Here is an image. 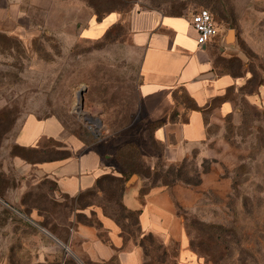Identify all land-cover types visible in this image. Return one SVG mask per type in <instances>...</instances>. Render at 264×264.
<instances>
[{
	"label": "rangeland",
	"instance_id": "rangeland-1",
	"mask_svg": "<svg viewBox=\"0 0 264 264\" xmlns=\"http://www.w3.org/2000/svg\"><path fill=\"white\" fill-rule=\"evenodd\" d=\"M31 5L19 0L11 26L0 27V264H55L57 244L65 243L72 227L68 219L87 206L102 208L125 238L142 244L147 252L142 264H264V0H40L39 7ZM199 8L212 13L222 35L233 31L242 53L241 62L225 66L215 50L218 72L245 71L248 79L237 92L228 91L237 116L210 123L201 146L173 163L146 122L137 92L141 51L130 43L128 17L147 10L190 16ZM109 12L120 14V25L101 38H85L91 20ZM20 145L45 149L44 157L96 150L113 176L119 175L117 153L134 152L146 177L132 174L124 188L136 175L139 202L151 188H169L187 256L178 254L177 241L165 244L157 235L139 233L136 216L118 205L114 181L103 180L101 189L75 198L64 196L50 179L24 170L34 164L22 156L41 155ZM90 221L97 224L94 217ZM40 248L51 255L49 261H37Z\"/></svg>",
	"mask_w": 264,
	"mask_h": 264
},
{
	"label": "crops",
	"instance_id": "crops-1",
	"mask_svg": "<svg viewBox=\"0 0 264 264\" xmlns=\"http://www.w3.org/2000/svg\"><path fill=\"white\" fill-rule=\"evenodd\" d=\"M2 2L0 17L10 18L7 22L1 21L0 27L7 29L16 16L19 0ZM39 2L31 0V6L39 7ZM189 18L188 15H165L155 10L133 13L128 17L130 43L141 51L137 92L146 122L163 123L153 130L152 137L163 145L165 158L173 163L183 160L201 146L208 137L210 123L237 116L239 109L235 107V100L228 96V91L237 92L248 79L245 71L239 75L218 72L215 50L220 55L218 63L223 58L241 60L242 53L236 39L231 44L226 43V35L218 29L211 42L198 46ZM120 21L121 16L116 12L106 14L101 20L95 16L83 32L85 38H101ZM180 92L187 94L195 109L186 108L180 102ZM258 92L253 94V101ZM245 97L251 98L250 93ZM46 128V124L43 125L41 134H45ZM26 168L24 170H32L53 181L58 192L70 198L95 190L97 179L111 172L103 165L96 150L73 154L62 160L35 163L32 169ZM138 180L134 187L124 190L122 204L129 211L139 210L137 220L142 236L147 233L157 235L165 244L177 241L178 254L184 258L188 253L187 238L171 191L167 186L151 188L139 202ZM76 214L84 215V220L88 221L77 222ZM93 217L97 220L96 225L90 221ZM68 221L72 227L65 243L57 244L60 255L55 264H70L71 261L75 264H105L112 259L118 264H142L143 248L125 238L117 222L102 208L87 206L75 210ZM37 254L40 263H45L46 258L49 261L51 256L45 255L41 248Z\"/></svg>",
	"mask_w": 264,
	"mask_h": 264
},
{
	"label": "trees",
	"instance_id": "trees-1",
	"mask_svg": "<svg viewBox=\"0 0 264 264\" xmlns=\"http://www.w3.org/2000/svg\"><path fill=\"white\" fill-rule=\"evenodd\" d=\"M109 13H111V12H109ZM109 13H107V14H109ZM212 14V13H211ZM106 15V14H105ZM105 15H103V16H105ZM103 16H101V17H98V16H96V19L97 20H101L102 19V17ZM175 16V15H174ZM212 17H213V15H212ZM213 19H214V17H213ZM215 20V19H214ZM215 22H216V20H215ZM217 23V22H216ZM120 25V22H118L117 24H115L114 26H112V27H110L109 28V30H107L106 32H105V34H104V36L105 35H107V32H109L110 31V29H112L113 27H115V26H119ZM232 61H235V62H241V60H239L238 58H234V57H232V58H229V59H220V63L223 65V64H225V66H227L228 64H230ZM232 75H239V73H231ZM261 84V83H260ZM179 100H180V102L186 107V108H190V109H195V105L193 104V101L187 96V94H185L184 92H180L179 94ZM151 124V137H152V132H153V130L155 129V128H157V127H159V126H162V122H155V123H150ZM152 139H153V137H152ZM153 141L154 142H157V141H155L154 139H153ZM18 149H20V150H24V151H28V152H30V154H35V155H37V154H39V155H41V156H39V157H37V158H28V157H26V156H22L21 158L22 159H24L27 163H30V164H35V163H39V162H46V161H54V160H62V159H65V158H68L69 156H71L69 153H60V155H57V156H53V157H44L43 156V154H45L46 153V151H45V149H43V150H37L36 148H25V147H18ZM115 161H116V163H117V167H118V169H117V173L119 174L118 176H113V175H108V174H105V175H103V176H101V177H99L98 179H97V181H96V187H95V189H101V182L103 181V180H109V181H114L115 183H116V187L119 189V197H120V201L118 202V205L120 206V208L122 209V210H126V211H128V214H131V215H134V216H136V219H137V216H138V214H139V210H136V211H129V210H127L126 208H125V206L122 204V202H121V198H122V195H123V193H124V183H125V181L127 180V178L130 176V175H132V174H136V175H138L139 177L141 176V175H143V176H145L146 177V175L143 173V171H141V167H142V164H141V162L139 161V157L137 156V155H135V153L134 152H127V153H120V152H118L117 153V155H116V157H115ZM92 191H94V190H92ZM88 192H91V191H88ZM87 192V193H88ZM146 192H143L141 195H143L144 196V194H145ZM79 195H81V194H79ZM78 195V196H79ZM76 219H77V222H83L82 220H81V218H83V219H86V217L84 216V215H82V214H76ZM79 217V218H78ZM137 225H138V220H137ZM138 230H139V227H138ZM140 233V232H139ZM146 235H149L150 237H153V236H151V235H153V234H151V233H147ZM146 235H143V237H145ZM139 245L143 248V251H144V256H145V254L147 253L146 251H145V249H144V247L142 246V244H140L139 243ZM114 262H116L115 261V259H112L110 262H108V263H105V264H110V263H114ZM89 264H94V263H89Z\"/></svg>",
	"mask_w": 264,
	"mask_h": 264
},
{
	"label": "built area",
	"instance_id": "built-area-1",
	"mask_svg": "<svg viewBox=\"0 0 264 264\" xmlns=\"http://www.w3.org/2000/svg\"><path fill=\"white\" fill-rule=\"evenodd\" d=\"M190 25L196 33V43L204 46L211 42L218 34V25L212 17L211 12L206 8H199L190 13Z\"/></svg>",
	"mask_w": 264,
	"mask_h": 264
},
{
	"label": "water",
	"instance_id": "water-1",
	"mask_svg": "<svg viewBox=\"0 0 264 264\" xmlns=\"http://www.w3.org/2000/svg\"><path fill=\"white\" fill-rule=\"evenodd\" d=\"M225 42L228 44L233 43V31L232 30L228 31L226 38H225ZM85 91H86V89H82L78 93V105L80 108L83 106V104H82L83 103V95H84ZM136 182H137L136 175L131 176L129 178V180L126 182L124 190L131 189L132 187H134L136 185Z\"/></svg>",
	"mask_w": 264,
	"mask_h": 264
}]
</instances>
